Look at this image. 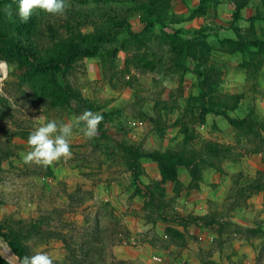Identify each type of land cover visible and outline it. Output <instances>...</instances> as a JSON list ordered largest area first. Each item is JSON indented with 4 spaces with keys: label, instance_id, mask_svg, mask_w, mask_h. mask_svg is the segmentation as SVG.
<instances>
[{
    "label": "rangeland",
    "instance_id": "374dc122",
    "mask_svg": "<svg viewBox=\"0 0 264 264\" xmlns=\"http://www.w3.org/2000/svg\"><path fill=\"white\" fill-rule=\"evenodd\" d=\"M96 2L23 23L0 0L38 62L82 46L49 69L0 50L2 230L55 264H264V0ZM86 110L69 159L22 161L38 121Z\"/></svg>",
    "mask_w": 264,
    "mask_h": 264
},
{
    "label": "clouds",
    "instance_id": "9594fccd",
    "mask_svg": "<svg viewBox=\"0 0 264 264\" xmlns=\"http://www.w3.org/2000/svg\"><path fill=\"white\" fill-rule=\"evenodd\" d=\"M16 13L20 21L27 23L34 10L53 15H64L68 6L67 0H16ZM9 19H13V13L9 8ZM103 120L102 114L86 110L78 115L71 123L48 119H41L29 133L28 145L30 150L21 153V159L25 164L35 163L43 167L52 166L54 162L69 159L72 156L70 137L74 129L82 131L88 139L97 136L98 126ZM19 264H55L54 258L47 252L37 251L35 254L24 256Z\"/></svg>",
    "mask_w": 264,
    "mask_h": 264
},
{
    "label": "trees",
    "instance_id": "16d2710c",
    "mask_svg": "<svg viewBox=\"0 0 264 264\" xmlns=\"http://www.w3.org/2000/svg\"><path fill=\"white\" fill-rule=\"evenodd\" d=\"M86 2L90 0H85ZM96 2V5H101L104 6V4H101L105 0H93ZM115 1H120V0H115ZM84 3V2H83ZM102 10V9H101ZM27 23H32L28 21ZM121 28V26H119ZM24 40H20L18 38L17 40L15 39H8V38H3L0 36V50H6L10 52H14L16 54L22 55L25 57L23 60H21L19 63L20 65H23L24 61L27 62H33L36 68H53V67H64V66H69L72 61L75 59L77 56L78 52L82 49V46L79 45H74L72 48H70L67 53L62 57H55L51 58L48 62L46 63H40L36 60L35 54L31 48L30 45H27L23 43ZM94 44L96 45L97 42L94 41ZM97 46V45H96ZM230 121L232 122H242L244 119L240 118H233L231 116H228ZM135 152H131V155H134ZM130 165L133 166V173L134 176L138 175L137 169H136V164L132 159H130ZM0 235L7 241L11 249L22 259L24 256H26L27 248L22 240L21 235L17 232L12 230L10 233L4 232L2 230V226H0ZM0 264H11L7 259L3 258L0 256Z\"/></svg>",
    "mask_w": 264,
    "mask_h": 264
},
{
    "label": "water",
    "instance_id": "95a60500",
    "mask_svg": "<svg viewBox=\"0 0 264 264\" xmlns=\"http://www.w3.org/2000/svg\"><path fill=\"white\" fill-rule=\"evenodd\" d=\"M0 256L10 260L12 264H19L21 261L20 257L11 249L10 252H8L3 246L0 245Z\"/></svg>",
    "mask_w": 264,
    "mask_h": 264
},
{
    "label": "bare ground",
    "instance_id": "6f19581e",
    "mask_svg": "<svg viewBox=\"0 0 264 264\" xmlns=\"http://www.w3.org/2000/svg\"><path fill=\"white\" fill-rule=\"evenodd\" d=\"M1 246H3L8 252H10V249L7 246H5V245H1Z\"/></svg>",
    "mask_w": 264,
    "mask_h": 264
}]
</instances>
